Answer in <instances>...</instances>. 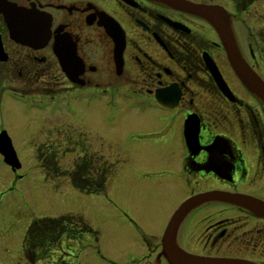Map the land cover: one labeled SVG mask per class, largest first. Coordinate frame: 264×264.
<instances>
[{
  "label": "flooded vegetation",
  "instance_id": "1",
  "mask_svg": "<svg viewBox=\"0 0 264 264\" xmlns=\"http://www.w3.org/2000/svg\"><path fill=\"white\" fill-rule=\"evenodd\" d=\"M2 1L0 41L6 56L0 59V97L47 98L49 118L67 117L95 132L94 142H85L80 179H70L72 187L100 195L105 187L98 146L113 134L106 130L104 135L103 127L90 125L87 118L103 114L105 107L116 120L134 112L141 119L145 113L146 121L132 117L138 124L118 140L123 153L115 163L129 173L123 179L131 189L128 210L120 211L129 231L122 233L126 240L115 239V246L127 243L139 257L133 264H171L167 256L177 250L202 259L264 264V102L236 75L211 23L152 0ZM178 1L228 18L242 58L264 81V0ZM9 7L39 15L49 25L47 42L40 41L39 33L38 41L26 45L14 40L5 14L16 13ZM52 60L64 81L60 90L55 82L40 88L43 78L54 81ZM188 121L193 126L188 133L198 140H187ZM148 122L152 129H139ZM156 130L160 135L152 140ZM92 143L97 149L90 153ZM24 177L17 174V181ZM209 193L216 198L185 217L168 252L164 239L176 210ZM42 222L30 226L28 247L23 245L28 260L48 256L66 236L77 240L79 229ZM82 235L81 241L88 240L82 254L107 259L97 233Z\"/></svg>",
  "mask_w": 264,
  "mask_h": 264
},
{
  "label": "rangeland",
  "instance_id": "2",
  "mask_svg": "<svg viewBox=\"0 0 264 264\" xmlns=\"http://www.w3.org/2000/svg\"><path fill=\"white\" fill-rule=\"evenodd\" d=\"M3 37L8 40V33L4 32ZM10 46L11 52L15 54L16 46ZM52 63L55 66L54 81L47 76L40 81V88L53 87L55 82L57 85L54 88L63 89L64 81L59 66L54 60ZM49 109L47 98L40 100L38 97L19 94L0 97V133L5 130L11 137L23 165L17 174L25 175L17 181V174L5 165L0 155V264H133L132 260L136 256L131 253L128 244L124 243L123 247L119 242L117 247L114 244L119 237L126 240V235L122 236V233L127 232L128 222L122 218L120 211L128 210L127 194L131 189L129 181L123 179V175L127 179L129 173L121 170V164L115 161L120 160L119 153L122 152V143L118 140H122L125 133L138 122L144 123L145 113L141 119L137 117L139 112H134L116 120L114 112L107 111L105 107L103 114L100 112L87 118L90 125L102 126L104 135L106 130V135L113 134L104 137L98 146L104 155L105 175V187L103 195H100L76 190L69 182H73L70 179L74 176L80 179L79 169L86 156L85 142H94V130L78 121L69 123L71 120H67V117L51 119L48 116ZM132 117L138 121L137 124ZM148 123V126L144 127L143 124L139 129H152L153 124ZM159 135V130H156L151 136L152 140ZM96 149L92 143V149L88 151L92 153ZM117 172L122 176L120 180ZM108 198L119 208H114ZM38 220L51 226L59 223L61 226L69 225L79 229L76 232L77 240L74 237L70 240L66 236L61 239L58 247L52 248L48 256L28 260L23 245L28 247L30 226ZM91 231L101 237L103 254L107 259L97 260L92 253H81L82 246L88 242L81 241L82 234Z\"/></svg>",
  "mask_w": 264,
  "mask_h": 264
},
{
  "label": "water",
  "instance_id": "3",
  "mask_svg": "<svg viewBox=\"0 0 264 264\" xmlns=\"http://www.w3.org/2000/svg\"><path fill=\"white\" fill-rule=\"evenodd\" d=\"M152 1L158 3L161 2L173 8L175 7L178 9H182L184 11H187L195 15H202L207 21H209L211 25L216 29V32L218 33L221 42L227 52L230 64L233 67L236 75L240 78L241 82L252 94L257 96L264 102V81L261 80L250 69V67L242 58L231 28V23L230 21H228L229 20L228 18H225V16L222 13L213 12V11L202 13V11L198 7H195L194 5L185 3L183 1L182 2L178 0H152ZM3 2L4 1L1 0L0 4ZM10 8L13 11L15 7H9V9ZM17 9L18 10L13 11L14 13H16L15 15L10 16L8 14L7 15L5 14V19L11 29V37L14 40H16L18 43L21 42L26 45L28 44L27 42L28 40L38 41L39 39L36 37V33H39L40 41L44 40L47 42L44 36L48 30L49 25L46 28L45 23L42 21V18L39 15L26 14L21 8H17ZM29 15H32L34 17V20L32 22L29 21H31L33 17ZM23 19H26L25 22H23L24 21ZM17 21H19L20 24ZM25 36L27 39L22 40V38H25ZM20 37L22 38L20 39ZM5 56L6 55L4 53V48L0 41V58L2 57L4 58ZM60 56L62 57V55H59L60 63L63 69L65 70L64 60L60 58ZM191 127H193L191 125V121H188L186 123V133H185L187 140H198L197 136L196 138H194L193 134L188 133V130L189 128L191 129ZM0 154L4 156L7 165L11 166L13 169L20 168L19 159L12 145V141L8 136L7 132L5 131L0 134ZM215 198H216L215 193L198 195L196 197L186 200L176 210L175 214L173 215L168 225L164 239L166 245H168V252L172 251L170 245L173 244L174 239L176 238L177 235V230L181 222L185 219V217H187V215H189V213H191V211H193L196 207L200 206L204 202L213 200ZM175 249L177 250V248ZM177 251L178 253L175 254L176 251L175 252L172 251L173 252L172 255L169 254V256H167V259L171 264H242L234 260L202 259L187 255L180 250Z\"/></svg>",
  "mask_w": 264,
  "mask_h": 264
},
{
  "label": "bare ground",
  "instance_id": "4",
  "mask_svg": "<svg viewBox=\"0 0 264 264\" xmlns=\"http://www.w3.org/2000/svg\"><path fill=\"white\" fill-rule=\"evenodd\" d=\"M34 18V17H33ZM24 21L26 20V19H23Z\"/></svg>",
  "mask_w": 264,
  "mask_h": 264
}]
</instances>
